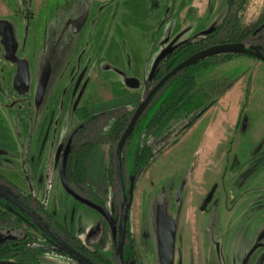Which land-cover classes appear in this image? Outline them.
I'll list each match as a JSON object with an SVG mask.
<instances>
[{
  "label": "rangeland",
  "instance_id": "obj_1",
  "mask_svg": "<svg viewBox=\"0 0 264 264\" xmlns=\"http://www.w3.org/2000/svg\"><path fill=\"white\" fill-rule=\"evenodd\" d=\"M227 1L0 0V155L17 145L25 159H50L60 174L65 147L83 122L78 109L129 97L90 126L95 146L87 177L71 186L105 202L109 225L65 189L56 190L50 178L42 194L59 224L113 263L122 207L115 162L120 139L110 137L111 124L124 111L125 119L132 116L157 83L159 56L207 37L221 24ZM233 13L241 27L260 24L259 34L240 38L235 29V41H225L224 33L213 45L205 43L215 47L205 51V58L213 57L196 73V89L216 102L190 127L184 120L172 123L162 136L133 137L123 149L126 160L147 138L154 152L137 176L122 164L133 248L126 264H264V61L247 54L255 46L264 49V0H235ZM139 72L142 81L127 76ZM114 93L117 98L109 99ZM20 166L6 175L39 208L34 175ZM6 220L10 229L0 232V247L16 237L10 226L16 219ZM21 226L35 240L28 244L33 259L14 251L0 255V263L78 264L40 232ZM169 235L170 262L161 251Z\"/></svg>",
  "mask_w": 264,
  "mask_h": 264
},
{
  "label": "trees",
  "instance_id": "obj_2",
  "mask_svg": "<svg viewBox=\"0 0 264 264\" xmlns=\"http://www.w3.org/2000/svg\"><path fill=\"white\" fill-rule=\"evenodd\" d=\"M234 2L235 0L227 1V11L221 24L214 27L213 31L207 37L202 40L186 41L185 43H182L179 46L166 51V53H164V55L158 60L153 75L156 82H158L166 73L172 70V68L192 58L190 62L179 69L177 73H175L167 82H165L153 95L144 113L137 121L133 132L127 139L126 145L131 142L133 137L137 138L142 135L147 137L149 135L153 138H156L162 136L171 128L172 123H181L184 120V122L187 123L186 125L188 128L216 102V100H209V95L206 92L196 89V73L200 69L207 67L211 62L205 65L203 64L207 62V59H211L210 56L213 57L212 54L209 57H204L205 51L215 47L209 46L214 44V42L211 41L217 38L220 34L224 33L226 37L225 41H233L234 33L231 32H233L235 29H238L237 32L240 33V38L249 36L250 33L259 34V32L256 30L260 27V24H256V26L251 28L239 26V18L233 13ZM207 42L210 43L208 46H205V43ZM251 49L254 51L247 53L248 56L256 57L259 54L264 55V49L262 46H255ZM207 52H210V50ZM127 103H130L129 97H121L113 101L91 104L78 109L83 122L74 130L71 136L73 137L70 143L71 154L69 156L67 165V177L71 186H74V184L79 185L83 180H86L87 177L85 167L86 160L92 152V146H95V142L91 140L92 136L90 135V132L92 133V130L90 129V126L95 123H99V120L102 119L103 115L114 113L115 111H108L110 110V107L114 108L116 104ZM133 113L134 111H132V114ZM126 114H128L126 111L122 112L120 118H117L111 124L110 137L116 140L121 138L133 116L130 115V117L128 116V119H125V117H127ZM144 136L142 137L145 138ZM85 139V143L75 144L77 140L79 143H81ZM133 148L130 149V153L126 160L124 155L125 150H123L122 164L123 168L125 169L124 163H127V172L129 175L133 174L137 176L139 171L148 166L152 161L154 158V152L153 146L151 142L147 140V138L142 144L137 143V145L133 146ZM128 188L129 187H127V191ZM2 191H8L13 196L24 200V202L33 206L30 196H25L19 191L15 184L10 182L4 175L0 174V192ZM16 192L19 195L15 194ZM34 198L36 199V197ZM33 208L37 214L43 216V219L46 221L50 229L56 231L72 246L77 248L75 244L77 243L78 238L68 231L64 226L59 224V222H57L49 214L47 209L42 204H40L39 208H35L34 206ZM10 216H14L16 219L14 224L10 225L12 227L11 232L13 231L16 237L3 241V245L0 247V255L2 257L9 256L10 253H13L14 251H19L20 254L28 255L30 258L29 260L33 259V257H30L32 254H30L31 249L28 248V244L29 241L34 243L35 240L31 239L32 234L21 228L23 223H26L29 228H34L36 231L40 232L48 242L57 245L44 233H42L21 209L11 202L0 198L1 233L5 234V232L10 229L7 224L8 220H6ZM129 235L130 227L128 225V236ZM130 242H132V240H130ZM130 242L126 246V257L129 258L133 256V248L130 246ZM64 253L68 255L66 252ZM93 254L98 258L97 264H114L112 260L109 259L105 254L101 253L99 249L94 251ZM68 256L71 257L70 255Z\"/></svg>",
  "mask_w": 264,
  "mask_h": 264
},
{
  "label": "water",
  "instance_id": "obj_3",
  "mask_svg": "<svg viewBox=\"0 0 264 264\" xmlns=\"http://www.w3.org/2000/svg\"><path fill=\"white\" fill-rule=\"evenodd\" d=\"M163 54L159 56L158 59L162 57ZM258 58L264 61V55L259 54ZM192 58L186 60L185 62L175 66L172 70H170L168 73H166L154 86L153 88L148 92L144 100L139 104L138 108L134 112L130 123L126 130L124 131L123 135L121 136L117 149L115 154V162H116V173L118 178V185H119V194L121 199V207H122V228H121V242L120 245L116 251V258L118 261V264H125L124 259V248L126 243V233H127V225L129 220V203L125 199V190L123 185V172H122V152L126 145L127 139L131 135V133L134 130V127L147 108L150 100L152 99L153 95L159 90V88L167 82L179 69H181L185 64L190 62ZM45 81V79H44ZM71 151L70 143H68L65 147L64 153L62 155L61 159V166H60V174H61V180L62 184L65 188V190L72 195L77 201L93 208L97 212H99L104 218L111 221V213L108 211L107 208L97 204L96 202L82 196L79 194L75 189H73L68 181L67 177V165H68V159ZM0 198H3L15 206H17L19 209H21L31 220L32 222L44 233L47 235V237L55 242L61 250L66 252L68 255H70L72 258H74L76 261H78L80 264H95L93 261H91L87 256H85L83 253H81L79 250H77L74 246H72L68 241H66L62 236H60L56 231L49 228L46 221L43 219L41 215H38L35 211V209L24 202L23 200L13 196L8 191H2L0 192ZM173 245L174 242L171 238L167 239L165 246L167 247V252L165 253V257L167 260H171L173 256ZM0 264H12V263H0ZM21 264V263H19ZM25 264H31V263H25ZM260 264V263H259Z\"/></svg>",
  "mask_w": 264,
  "mask_h": 264
},
{
  "label": "crops",
  "instance_id": "obj_4",
  "mask_svg": "<svg viewBox=\"0 0 264 264\" xmlns=\"http://www.w3.org/2000/svg\"><path fill=\"white\" fill-rule=\"evenodd\" d=\"M165 48H166V46H162L161 47L162 51ZM109 67L115 68L111 64H109ZM139 74H141V75H139ZM139 74H137V75H134V74L128 75L127 74V76L129 78H133V79L142 81V79L145 77V74L142 75L141 72H139ZM127 92H128V90L126 91V93ZM126 93H124V94L127 95ZM115 97L117 98V95L114 93V94H112V96L109 99H113V98L115 99ZM14 149H15L14 152L4 153L3 155H0V170L2 169L4 171V172L0 171V173H2V175H4L7 179L11 180L10 179L11 177H8L6 175L8 173V171H13V173H14L16 170H19V166L21 164H24L27 168H29L30 173H33V175H34L35 182L37 184V187L35 190L38 191L35 193L36 198L47 209V204L44 203V199L42 197L43 189H45V184H46L45 182L50 178L51 179L50 184H52V186H54V188H56V190H60L62 188L65 189L63 184H62L61 174H59V172H56L54 162L51 166L50 159L48 160L49 162L48 161L46 162V164H43V162H41L40 160H36V159L34 161H31V160L29 161L27 158L25 159V156L22 155L23 152H21L19 150V147L17 145L15 146ZM44 163H45V161H44ZM48 169H51V173H50L51 176L48 175ZM12 182L14 184H16L14 181H12ZM16 185L18 186V184H16Z\"/></svg>",
  "mask_w": 264,
  "mask_h": 264
},
{
  "label": "flooded vegetation",
  "instance_id": "obj_5",
  "mask_svg": "<svg viewBox=\"0 0 264 264\" xmlns=\"http://www.w3.org/2000/svg\"><path fill=\"white\" fill-rule=\"evenodd\" d=\"M4 31V30H3ZM4 34L6 35V31H4ZM70 146H71V144H70ZM70 154H71V151H70ZM70 156V155H69ZM79 193V192H78ZM80 194V193H79ZM89 199H91L92 201H94V202H96L97 204H99V205H101V206H103V207H105V202H103V201H101V200H98V199H96V198H92V197H88ZM121 200V199H120ZM30 205V204H29ZM31 206V205H30ZM33 207V206H32ZM39 215V214H38ZM42 216V215H41ZM43 217V216H42ZM101 217H103L102 215H101ZM111 219H112V217H111ZM107 221H109V220H107L106 218H104V222L106 223V225L105 226H107V225H109L108 223H107ZM128 225H129V227H130V215H129V220H128ZM128 225H127V233H126V243H125V248H124V259H125V264L131 259V258H129V257H126V246H127V237H128ZM97 229V231H98V229L99 228H95V230ZM40 230V229H39ZM41 231V230H40ZM42 232V231H41ZM43 233V232H42ZM46 235V234H45ZM47 236V235H46ZM77 237V236H76ZM78 238V241H77V243L75 244L76 245V249L77 250H79L80 252L81 251H83V252H81V253H83L85 256H87L91 261H93L95 264H97V262H98V258L93 254L94 253V251H96V250H98V249H96V248H93L92 246H90V242L87 240V238L86 239H80L79 237H77ZM169 238H171L172 240H173V242H174V239H173V237L171 236V235H169V236H167L166 237V239L164 240V244H163V246H162V248H161V251H162V254H163V256H164V258L166 259V257H165V253L168 251L167 250V247L165 246V243H166V241H167V239H169ZM130 242V241H129ZM173 250H174V245H173ZM100 251V250H99ZM101 252V251H100ZM102 253V252H101ZM167 260V259H166ZM168 262H170L171 260H167ZM78 264H80L78 261H76ZM114 264H118V261H117V258H116V263H114ZM168 264V263H167ZM170 264V263H169Z\"/></svg>",
  "mask_w": 264,
  "mask_h": 264
}]
</instances>
